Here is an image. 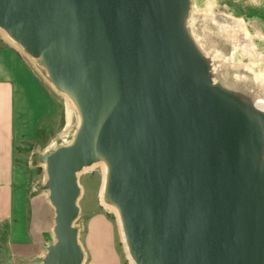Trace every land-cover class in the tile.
Masks as SVG:
<instances>
[{
  "label": "water",
  "instance_id": "95a60500",
  "mask_svg": "<svg viewBox=\"0 0 264 264\" xmlns=\"http://www.w3.org/2000/svg\"><path fill=\"white\" fill-rule=\"evenodd\" d=\"M189 5L0 0V28L80 119L41 158L55 213L45 264L82 263L77 173L99 162L134 264H264V113L213 83Z\"/></svg>",
  "mask_w": 264,
  "mask_h": 264
},
{
  "label": "rangeland",
  "instance_id": "374dc122",
  "mask_svg": "<svg viewBox=\"0 0 264 264\" xmlns=\"http://www.w3.org/2000/svg\"><path fill=\"white\" fill-rule=\"evenodd\" d=\"M185 27L208 60L213 83L249 104L264 102V11L260 7L251 0H190ZM0 34L23 52L1 28ZM30 59L56 111L51 121L41 125L35 140L21 142L12 150L11 159L0 172L4 176V181L0 180V264H45L47 246L55 241V214L43 188L47 176L41 158L70 144L80 121L71 99L52 85L38 59ZM104 169V163L99 162L77 174L79 213L74 226L83 252L81 264H88L90 255L88 219L98 211L114 228L111 236L117 240L124 264H131L119 219L114 210L104 207L99 196L103 181L105 184Z\"/></svg>",
  "mask_w": 264,
  "mask_h": 264
},
{
  "label": "crops",
  "instance_id": "0c3cea01",
  "mask_svg": "<svg viewBox=\"0 0 264 264\" xmlns=\"http://www.w3.org/2000/svg\"><path fill=\"white\" fill-rule=\"evenodd\" d=\"M251 2L264 11V0ZM30 58L24 50L22 52L0 34L1 173L2 167L11 159L12 150L21 142L35 140L41 125L55 116V104ZM0 178L1 182L4 181L3 175ZM98 212L88 219V264H124L121 252L117 249V240L111 236V229L114 228L106 216Z\"/></svg>",
  "mask_w": 264,
  "mask_h": 264
},
{
  "label": "bare ground",
  "instance_id": "6f19581e",
  "mask_svg": "<svg viewBox=\"0 0 264 264\" xmlns=\"http://www.w3.org/2000/svg\"><path fill=\"white\" fill-rule=\"evenodd\" d=\"M197 1H198V0H197ZM241 1H242V0H241ZM235 30H236V29H235ZM236 32H237V30H236ZM227 35H228V33H227ZM227 35H226V36H227ZM227 38H228V39L232 38V34H230L229 36H227ZM227 38H226V39H227ZM198 50H199V48H198ZM199 51H200V50H199ZM200 52H201V51H200ZM205 58H206V57H205ZM252 105H253V108H254L255 110L264 113V102L258 101V102L253 103ZM85 168H87V167H85ZM85 168H83L82 170H84ZM82 170H81V171H82ZM105 172H106V168L104 169V176H105ZM78 173H79V172H78ZM78 173H77V174H78ZM103 193H104V181H103V185H102L101 192H100V194H99L101 201L104 202V200H103ZM104 207H105L106 209H108V210H111V211L114 210L115 213H116V215H117V218L119 219V217H118V213H117V211H116V209H115L114 207H112V206H110V205H108V204H106V203H104ZM114 211H113V213H114ZM119 222H120V221H119ZM119 222H118V223H119ZM119 225H120V223H119ZM120 226H121V225H120ZM120 230H121V227H120ZM121 237H122V241H123L124 246H125L126 256H127L128 260L131 262V264H134V262L132 261V259L130 258L129 254H128V250H127V247H126V245H125V241H124V237H123V233H122V231H121Z\"/></svg>",
  "mask_w": 264,
  "mask_h": 264
}]
</instances>
